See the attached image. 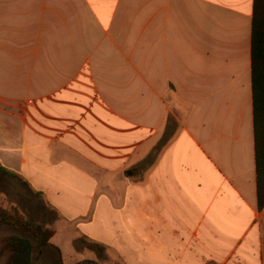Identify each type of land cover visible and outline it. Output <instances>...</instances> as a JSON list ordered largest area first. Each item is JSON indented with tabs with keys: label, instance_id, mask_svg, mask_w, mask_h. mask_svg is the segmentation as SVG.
Listing matches in <instances>:
<instances>
[{
	"label": "crops",
	"instance_id": "crops-1",
	"mask_svg": "<svg viewBox=\"0 0 264 264\" xmlns=\"http://www.w3.org/2000/svg\"><path fill=\"white\" fill-rule=\"evenodd\" d=\"M253 5L0 0V165L24 176L30 156L60 153L61 171L115 175L172 118L144 179L125 183L126 203L140 195L142 232L158 234V264H264Z\"/></svg>",
	"mask_w": 264,
	"mask_h": 264
},
{
	"label": "rangeland",
	"instance_id": "rangeland-1",
	"mask_svg": "<svg viewBox=\"0 0 264 264\" xmlns=\"http://www.w3.org/2000/svg\"><path fill=\"white\" fill-rule=\"evenodd\" d=\"M172 122L169 118L166 130L149 153L138 158L136 154L133 163L115 175L96 170L86 163L83 165L85 175L61 171V166H54L64 157L60 153L30 156L35 168L27 175L24 173L26 177L9 169L17 176L0 170V264H4L9 256V251L3 249L7 235H25L35 246L37 244L35 236L26 227L12 222V209L33 225L54 231L50 239L53 246L35 247L32 264H90V261L98 264H158V234L142 232L140 195L126 203L125 183L140 184L144 179L149 165L153 166L159 148L173 129ZM36 142L45 144L46 140ZM39 150L44 151V148ZM74 158L76 161L77 157ZM94 177L98 181L101 179L97 181L98 185ZM56 178L60 181H55ZM43 181L47 185L42 184ZM134 191L140 194L141 188H134ZM117 207L121 209L118 217L111 218V212L115 213ZM128 225L136 227L131 230ZM152 246L151 256L147 250Z\"/></svg>",
	"mask_w": 264,
	"mask_h": 264
},
{
	"label": "trees",
	"instance_id": "trees-1",
	"mask_svg": "<svg viewBox=\"0 0 264 264\" xmlns=\"http://www.w3.org/2000/svg\"><path fill=\"white\" fill-rule=\"evenodd\" d=\"M251 75L253 91L254 147L256 165V186L258 208L264 206V0H254L251 28ZM0 170L17 176L0 165ZM27 183V182H25ZM12 222L26 227L37 241L36 246L30 237L12 233L4 239L3 249L9 251L4 264H32L35 247L53 246L50 239L54 231L40 225H33L12 209ZM90 264H98L90 261ZM209 264H215L213 261Z\"/></svg>",
	"mask_w": 264,
	"mask_h": 264
}]
</instances>
